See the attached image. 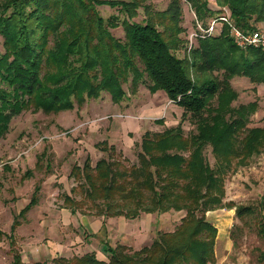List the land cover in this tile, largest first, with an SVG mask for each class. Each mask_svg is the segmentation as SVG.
I'll list each match as a JSON object with an SVG mask.
<instances>
[{
  "label": "trees",
  "instance_id": "obj_1",
  "mask_svg": "<svg viewBox=\"0 0 264 264\" xmlns=\"http://www.w3.org/2000/svg\"><path fill=\"white\" fill-rule=\"evenodd\" d=\"M188 1L199 19L214 12L209 0ZM213 1L227 7L232 23L242 29L256 30L264 23V0ZM100 6L117 9L118 14L108 21L98 11ZM140 9L145 16L137 20ZM167 11L156 17L144 0H0L5 48L0 56V138L29 106L58 113L73 109L75 102L99 97L102 91L119 104L129 82L132 89L143 84L151 92L165 91L184 109L177 127L143 135L137 163L131 164L109 141L99 142L96 148L106 156L95 166L88 157L83 167H73L70 177L77 184L63 201L73 215L104 219L183 211L175 230L158 232L150 245L138 250L105 243L107 259L90 252L26 263L14 235L19 218L39 203L37 186L30 204L15 218L11 234L0 231V240L4 236L11 240L12 264L216 262L219 233L207 212L224 205L226 176L264 151V127H248L258 104L234 106L239 93L231 79L239 75L264 84V50L239 48L225 25L221 34L200 38L192 57H179L177 51L186 42L177 27L181 1L172 0ZM167 13L171 22L163 17ZM118 27L124 30L123 38L111 31ZM186 118L197 125L196 133L188 136L183 128ZM207 147L212 148L215 168L206 157ZM32 175L27 171L26 177ZM236 212L239 218L255 214L254 208L243 206ZM258 233L264 240L263 219Z\"/></svg>",
  "mask_w": 264,
  "mask_h": 264
},
{
  "label": "rangeland",
  "instance_id": "obj_2",
  "mask_svg": "<svg viewBox=\"0 0 264 264\" xmlns=\"http://www.w3.org/2000/svg\"><path fill=\"white\" fill-rule=\"evenodd\" d=\"M171 1L144 0V4L149 5L157 13L156 17H159V12H168ZM179 1L182 3L183 14L177 22V27H181L180 38L186 42L177 51V55L182 58L192 57L190 56L192 49L198 44L199 39L203 38L191 37L193 33L198 32V25L206 28L230 10L227 7H219L215 1L209 0V8L215 13L213 12V16L199 19L188 0ZM140 10V17L137 20H142L145 16V11ZM98 11L108 21L113 15L118 14L117 9L110 6H100ZM217 13L219 15H216ZM163 17L166 22L172 21L170 13L164 14ZM111 31L118 38L124 37L122 27L111 28ZM4 53V39L0 35V56ZM131 84L125 83L127 96L119 104L113 101L108 92L102 91L97 98H86L81 104L75 102V107L71 110L47 113L29 106L12 119L9 130L0 138V230L10 232L15 216L17 213L20 215L19 213L30 204L35 187L40 186L38 205L20 217L19 222H26L29 219L31 221L28 228L31 231L27 233L28 241L38 243L45 237L48 239V233L55 231L63 220L72 218L75 221V217L82 215L72 214L71 217V211L63 208L64 196L70 194L77 184L74 178L70 177L75 165L83 167L89 157L95 166L106 156L96 148L99 142L109 141L110 144L116 145L118 151H122L130 163L134 164L138 162L140 144L146 132L161 133L179 125L184 113L180 106L172 103L166 112L171 116L170 120L148 118L145 121L147 125L141 126L139 132L125 131L124 127L122 128L123 123L139 128L140 111L144 107L156 109L153 101L161 99L160 93L164 94L162 90L151 92L147 85L143 84L132 89ZM231 85L239 93L238 99L233 103L234 106L253 102L258 104L248 127H264V84H254L248 77L236 75L231 79ZM254 85L261 88H254ZM183 128L188 136L196 133L197 125L194 120L186 118L183 121ZM205 153L208 162L215 168L216 161L212 148L207 147ZM248 161L244 165H236V170L226 176L224 205L207 212V218L217 227L219 233L215 246L217 260L214 264H264V260L261 259L264 240L258 233L259 223L264 220V151ZM29 169L33 171V176L26 178L25 174ZM239 206L254 208L255 214L239 218L236 212ZM184 215L183 211L142 214L137 218L139 219L137 222L121 220V223L118 218L109 220L112 224L106 219L103 224L105 227L109 225L108 232L92 236L93 242L96 247L103 244L104 240L115 246L120 245L123 240L128 243L135 242L131 248L137 249L143 245H150L158 232L175 230ZM125 224L131 225L132 231L129 233L133 239L130 242L127 240L126 232L122 234L117 232L123 231ZM78 227L72 226V230L75 231L79 229ZM42 229L46 230L43 232ZM74 238L76 240L77 235ZM15 240L21 251L24 250V246L32 245L25 244L28 241L24 243L20 241L18 229ZM79 245L73 246L77 251L72 250L69 258L83 254L84 251L79 249ZM12 261L10 243L2 238L0 264H12Z\"/></svg>",
  "mask_w": 264,
  "mask_h": 264
},
{
  "label": "crops",
  "instance_id": "obj_3",
  "mask_svg": "<svg viewBox=\"0 0 264 264\" xmlns=\"http://www.w3.org/2000/svg\"><path fill=\"white\" fill-rule=\"evenodd\" d=\"M258 29L264 30V23L258 24ZM256 87L258 89L261 88V87H259L257 85H254V88H256ZM162 92H164V94L160 93V98L161 99L158 100V101H153L154 106L157 107L156 109H154L152 107H144L140 111V113H141V115H140L141 116V119H140L141 122L138 123L139 124V126H138L139 128H134V127L131 126V124H128V123H123L122 124V128L124 127L125 131L132 130V131H135V132H139L140 131L139 129L141 128V126L144 127V126L147 125V123L145 121L148 118H150V119L154 118L155 120L161 119V118H167V120H170L171 116H168L166 114V112H167L168 109L171 108L173 102H172V100H170V98L168 97V95H167V93L165 91H162ZM181 109L183 110L182 112L184 113V109L182 107H181ZM166 123H167V121H166ZM121 146H122V144H121ZM122 148H123V146H122ZM29 170H31V169H29ZM29 170H27V171H29ZM32 174H33V171H32ZM25 177H26V174H25ZM31 177H26V178H31ZM35 189H36V187H35ZM36 206H34V207H36ZM64 209H66V208H64ZM72 214L73 213H71V217H72ZM147 215H150V214H147ZM17 216H18V213L15 216V218ZM73 217H75V216H73ZM15 218H14V221L12 223V226L10 227V232L9 233H6V232H4L2 230H0V231L2 233L6 234V235H10L11 234V229L14 226L13 224L15 222ZM118 218H119L120 222H121V220H129V222H137L139 220V219L130 220V219H127V218H125L123 216H121V217H112V218H109V219L106 220V219H104L102 217H97V216H93V215L92 216L80 215V217H78V218L75 217V221H73L72 218H67L66 220H63L61 223H59L57 225V228H55V231L48 233V237H47L48 239H46V237H45L44 239L41 240V242H38V243H35L33 241L34 244L32 243L31 240L28 241V235H27V233H29L31 231V229H28V228H30L29 224H31L30 223L31 221H30V219L28 221H26V222L23 221L17 227V229H18V238L20 239V241L22 243H24L25 241H28L25 244H32L30 246H28V245L24 246L25 248L22 251L20 249V251H21V253L23 255L22 256L23 260L26 263H36V262L50 261V260H52V259H54L56 257H59V256H63V257L69 258V257H71L72 250L77 251L76 248H73V246H75L76 244H80L79 245V249L81 251H84L83 254L90 253V252H95L98 258L107 259L102 246H103V244L109 243V242L104 240L102 242L103 244H99V246L96 247L94 245L92 236H100V232H104V233L108 232L109 225H107L105 227V224H103V222L105 220L107 222H109V220H111V219H118ZM109 223L112 224V222H109ZM72 226L75 227V228H77L78 226H82V227H80V228L78 227L79 229L74 231V229L72 230ZM35 227L37 228V226H35ZM17 229L15 231L14 240L16 239ZM42 230L44 232V230H46V229H42ZM122 230L123 231L119 230L117 232H119L120 234H122V232H126L127 233V237H128L127 240L130 242L133 239L131 237V235H130L131 233H129L130 231H132L131 230V225L125 224V226L122 228ZM32 234H33V232H32ZM76 235H77L78 238H76V240H75L74 237ZM2 238L7 239L9 241V243L11 241L10 239L6 238L5 236L2 237ZM120 244H124V245H127V246L131 247L132 245L135 244V242L134 243H128V242H125V241L122 240V243H120ZM15 245H16V242H15ZM145 246H148V245H145ZM143 247H144V245L141 246V247H138L136 250L141 249ZM10 250H11V245H10Z\"/></svg>",
  "mask_w": 264,
  "mask_h": 264
},
{
  "label": "built area",
  "instance_id": "obj_4",
  "mask_svg": "<svg viewBox=\"0 0 264 264\" xmlns=\"http://www.w3.org/2000/svg\"><path fill=\"white\" fill-rule=\"evenodd\" d=\"M227 24L230 30V36L233 38L236 45L243 49L247 50L250 48H257L264 50V31L261 29L256 30H245L236 25L231 21V13L226 11V14L222 15L218 20H214L204 28L201 25H198V32H195L191 35L192 39L199 37H209L211 35H219L223 31L224 25Z\"/></svg>",
  "mask_w": 264,
  "mask_h": 264
}]
</instances>
